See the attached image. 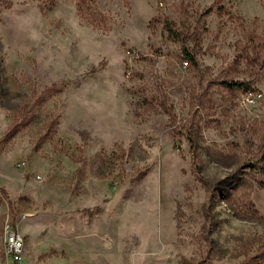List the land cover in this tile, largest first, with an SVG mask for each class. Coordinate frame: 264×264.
<instances>
[{
	"label": "rangeland",
	"instance_id": "obj_1",
	"mask_svg": "<svg viewBox=\"0 0 264 264\" xmlns=\"http://www.w3.org/2000/svg\"><path fill=\"white\" fill-rule=\"evenodd\" d=\"M91 2L0 0V264H264V173L212 220L198 180L264 148V0Z\"/></svg>",
	"mask_w": 264,
	"mask_h": 264
},
{
	"label": "trees",
	"instance_id": "obj_2",
	"mask_svg": "<svg viewBox=\"0 0 264 264\" xmlns=\"http://www.w3.org/2000/svg\"><path fill=\"white\" fill-rule=\"evenodd\" d=\"M75 2L77 7L78 8L80 7V9H82V7L88 8L92 3L91 0H75ZM219 9H221V6H219ZM165 28L168 31V35L171 37H175V38L178 37L183 41H186V39L188 38L187 34H184L185 36H182L183 39L179 37L178 34L179 32L175 29H172L169 23L165 24ZM250 51L251 53L249 52L245 53V57L247 59L246 61L248 65L254 68L256 65H258L259 67L262 66L264 67V45L261 44V46H258ZM183 54L188 60H190V62L196 63V59L194 55L191 54L188 49L183 48ZM92 70H94V68L90 69V71ZM225 84L231 88L242 89V90L249 89V86L244 81L230 80V81H226ZM1 90L2 87L0 83V91ZM15 129L16 128L9 126L4 131L3 135L0 137V142L7 140L12 134H14ZM188 139L191 142V145L195 148L196 140L192 133L189 134ZM241 167L242 169L244 168L243 171L241 170ZM257 170L264 173V148L261 150L259 156L247 160L245 163H243L242 166L236 168V170H234L233 173H231L230 175L226 176L223 179L208 180L204 177L199 176L198 180L200 181V183L202 184V186L206 191V200L204 207L205 218L207 220L213 219V206L217 193L223 195L225 200L232 201V199L233 198L235 199L237 197V194L240 193V191H242V189L245 187V184L248 183V181L251 182V184L253 183L254 180L253 177ZM239 174L242 176H239ZM257 182L260 183L261 185H264V181L257 180ZM206 240L208 242L209 249L213 251L215 247L214 240L212 238H206ZM208 252L211 251L209 250ZM260 258L264 260V251L260 255ZM245 264H251V259L248 260Z\"/></svg>",
	"mask_w": 264,
	"mask_h": 264
},
{
	"label": "built area",
	"instance_id": "obj_3",
	"mask_svg": "<svg viewBox=\"0 0 264 264\" xmlns=\"http://www.w3.org/2000/svg\"><path fill=\"white\" fill-rule=\"evenodd\" d=\"M5 230H8V239H4V256L6 262L7 264H22L24 238L22 234L13 228Z\"/></svg>",
	"mask_w": 264,
	"mask_h": 264
},
{
	"label": "bare ground",
	"instance_id": "obj_4",
	"mask_svg": "<svg viewBox=\"0 0 264 264\" xmlns=\"http://www.w3.org/2000/svg\"><path fill=\"white\" fill-rule=\"evenodd\" d=\"M4 239H8V230L4 231Z\"/></svg>",
	"mask_w": 264,
	"mask_h": 264
}]
</instances>
